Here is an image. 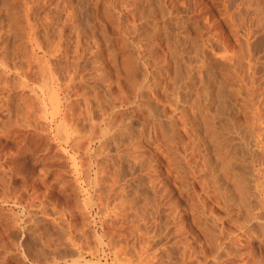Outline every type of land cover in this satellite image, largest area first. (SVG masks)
<instances>
[{"label": "rangeland", "instance_id": "rangeland-1", "mask_svg": "<svg viewBox=\"0 0 264 264\" xmlns=\"http://www.w3.org/2000/svg\"><path fill=\"white\" fill-rule=\"evenodd\" d=\"M263 34L254 0H0V264H264Z\"/></svg>", "mask_w": 264, "mask_h": 264}, {"label": "bare ground", "instance_id": "bare-ground-1", "mask_svg": "<svg viewBox=\"0 0 264 264\" xmlns=\"http://www.w3.org/2000/svg\"><path fill=\"white\" fill-rule=\"evenodd\" d=\"M184 1V0H183ZM255 2H256V12H257V14H258V19L260 20V22H261V25H262V28H263V31H264V0H254ZM69 5V4H68ZM72 8V7H71ZM179 14V13H178ZM248 14V13H247ZM56 15V14H55ZM182 19V18H181ZM255 23V22H254ZM257 23V22H256ZM167 24V23H166ZM168 25V24H167ZM241 25V24H240ZM64 26V25H63ZM168 27V26H167ZM261 27V26H260ZM28 28V27H27ZM168 28H170V27H168ZM167 28V29H168ZM181 28V27H180ZM62 29V28H61ZM49 30V29H48ZM59 31V33H60V30H58ZM47 32V31H46ZM54 33V32H53ZM251 33V32H250ZM250 33H249V31L247 32V37H249L248 35H250ZM50 34V33H49ZM60 34H62V33H60ZM70 34V33H69ZM237 34V33H236ZM245 34V33H244ZM252 34V33H251ZM52 35V34H51ZM59 35V34H58ZM253 35V34H252ZM251 35V36H252ZM264 35V34H263ZM262 35V36H263ZM34 36V35H33ZM236 36V35H235ZM56 37H58V36H56ZM76 37H77V35H76ZM233 37V36H232ZM69 38V37H68ZM249 39H250V37H249ZM182 39H180V41H181ZM179 41V40H178ZM179 41V42H180ZM248 41V40H247ZM256 41V40H255ZM188 42V41H187ZM183 43V42H182ZM251 44V43H250ZM182 45L180 44V47H181ZM184 46V45H183ZM73 48V47H72ZM245 49V48H244ZM252 48H251V45H249V44H247V46H246V49H245V51H247V52H249L250 50H251ZM74 50V49H73ZM72 50V51H73ZM242 50V49H241ZM259 52V51H258ZM68 52H66L65 51V55L67 56L68 54H67ZM73 53H77V51H74ZM256 53V52H255ZM78 54V53H77ZM181 55H182V51H181ZM51 56V55H50ZM130 56V55H129ZM130 57H132V58H130L132 61L131 62H133L134 63V61H135V59L133 58V56L131 55ZM92 58V57H91ZM68 59V58H67ZM125 59H127V56H126V58ZM123 60V61H125L126 62V60ZM134 59V60H133ZM188 59V58H187ZM184 60V59H183ZM175 61V60H174ZM130 62V63H131ZM186 62V61H185ZM255 62V61H254ZM94 63V62H93ZM73 64V63H72ZM76 64V63H75ZM96 64V63H95ZM127 64V63H126ZM126 64H124V65H126ZM137 64V63H136ZM141 65V64H140ZM143 66H145L144 64H142ZM69 66H72V65H69ZM117 66V65H116ZM85 67H86V65H85ZM126 67V66H125ZM129 67V68H128ZM136 67H138V66H136ZM135 67V65H130V66H128L127 65V77L125 78V81L127 82V83H133L134 81H136V82H134V83H137V85H140V86H142V84L144 83L143 82V80L142 79H146L147 77H145V76H142L141 75V70L142 69H140V71H139V73H136V72H138L137 70L139 69V68H136ZM252 67H254V66H252ZM87 68V67H86ZM141 68V67H140ZM179 68H181V67H179ZM96 70L95 69V67L94 68H89V70ZM121 69V68H120ZM119 69V70H120ZM122 69H124V67H122ZM121 69V70H122ZM175 70V69H174ZM184 70V69H183ZM186 70V69H185ZM254 70V69H253ZM70 71V70H69ZM125 71V70H124ZM136 71V72H135ZM176 71V70H175ZM252 71V70H251ZM126 72V71H125ZM184 72V71H183ZM181 73V72H180ZM188 73H190V72H188ZM124 74V73H123ZM126 74V73H125ZM253 74V73H252ZM188 75V74H187ZM100 76V75H99ZM213 76V75H212ZM140 77V78H139ZM141 77H142V79H141ZM184 77V76H183ZM80 78V77H79ZM85 78V77H84ZM185 78V77H184ZM189 78V77H188ZM88 78L86 77V81L83 79V80H79V82L77 83V85L78 86H84V84L85 83H88L87 80ZM90 80H92V84H91V86L90 87H88V88H92L91 90H92V92H93V94L91 95H89V92H88V90H87V93H82L83 95H81L80 97H82V99L80 100V102H81V104L83 105V106H85V115L87 116V121H91V120H93L92 118H93V111L94 110H96L97 112H99V113H101L100 115V119H101V123L103 124V126H105V128L107 127V124H108V126L111 124L110 122H112L113 123V119L114 118H116L117 119V112H115L114 111V99H113V93L111 92V88L110 89H105V90H101V86H102V84L104 83V81L103 80H100L99 81V79H100V77H97L96 75L95 76H92L91 78H89ZM137 79L138 80H140L139 82H137ZM176 80H178V79H176ZM193 81V80H192ZM210 81V80H209ZM71 82V81H70ZM125 83V82H124ZM133 83V84H134ZM146 83V82H145ZM179 83V82H178ZM111 84V83H110ZM109 84V85H110ZM176 84V83H175ZM108 85V86H109ZM252 85V83L250 84V86ZM262 85V84H261ZM85 88V86L83 87V89ZM109 88V87H108ZM122 88H126V85H124L123 84V86H122ZM179 87H177L176 89H178ZM251 88V87H250ZM86 89V88H85ZM133 89V88H132ZM135 89V88H134ZM184 89V88H183ZM254 89V88H253ZM263 89V88H262ZM91 90H89V91H91ZM191 90V89H190ZM127 91V90H126ZM218 91V90H217ZM249 91V90H248ZM253 91V90H252ZM262 91V90H261ZM51 92V91H50ZM55 92V91H54ZM91 92V93H92ZM180 92H182V91H180ZM249 92H251V91H249ZM53 93V92H52ZM132 94H127L126 96H125V99H124V101H126V99L128 100V101H132V103L133 104H138L137 103V101L138 100H136L137 98L139 99V97H138V93H137V91H133V92H131ZM255 93V92H254ZM70 94H72V93H70ZM217 94V93H216ZM220 95H222L221 93H219ZM264 94V93H263ZM50 95V94H49ZM76 95V94H75ZM79 95V94H78ZM180 95H182V93L180 94ZM261 95V94H260ZM52 96V95H51ZM185 96V95H184ZM219 97V96H218ZM253 97H254V95H253ZM263 97V96H262ZM181 98V97H180ZM184 97H182L181 98V101H182V99H183ZM221 98H222V96H221ZM255 98H253V100H254ZM263 99V98H262ZM251 100V99H250ZM256 101H257V99H256ZM214 102V101H213ZM258 102V101H257ZM261 102V101H260ZM76 103V102H75ZM122 103H124V102H122ZM221 103H223V102H221ZM252 103V102H251ZM77 104H78V102H77ZM143 104V103H142ZM150 104V103H149ZM219 104V103H218ZM146 106H147V104H145ZM144 105V106H145ZM151 105V104H150ZM217 105V104H216ZM224 105V104H223ZM222 105V106H223ZM141 106H143V105H141ZM219 106H221V105H219ZM226 105H224V107H225ZM109 109H108V108ZM58 108V107H57ZM216 108V107H215ZM256 108H258V106L256 107ZM109 110V111H108ZM154 110V109H153ZM153 110H152V113H154L153 112ZM224 110V109H223ZM258 110H259V108H258ZM70 111H72V109L70 110ZM148 111V110H147ZM149 111H151L150 109H149ZM255 111V110H254ZM260 111V110H259ZM156 112V111H155ZM226 112V111H225ZM72 113V112H71ZM141 113V112H140ZM222 113V112H221ZM155 114V113H154ZM157 114V113H156ZM80 115V114H79ZM78 115V116H79ZM82 115H84L83 113H82ZM116 115V116H115ZM150 115V114H149ZM158 115V114H157ZM221 115H223V114H221ZM71 116V115H70ZM121 116V115H120ZM151 116V115H150ZM153 116H155V115H153ZM255 116V115H254ZM258 116V115H257ZM80 117H81V115H80ZM114 117V118H113ZM125 119V118H124ZM145 119H147V116H146V118ZM106 121H107V123H106ZM115 122V121H114ZM121 122V121H120ZM119 122V124H117V122H116V124H114L113 123V125H111V127H113V126H116V127H118V128H121V127H123V124H124V122L122 123H120ZM83 123V122H82ZM89 123V122H88ZM91 123V122H90ZM97 123V122H96ZM97 126L99 127V123L97 124ZM95 127V126H94ZM101 128V127H100ZM126 128H127V126H126ZM96 129V128H95ZM112 130V129H111ZM118 130V129H117ZM129 130V129H128ZM88 131V130H87ZM102 132V136H104V134L105 133H108L107 131V129H103V130H101ZM120 131V130H119ZM111 132V131H110ZM112 133V132H111ZM97 134V133H96ZM110 134V133H109ZM116 134V133H115ZM120 134V133H119ZM118 134V135H119ZM108 135V134H107ZM101 136V137H102ZM122 136H123V134H122ZM119 137H120V135H119ZM103 138V137H102ZM120 138H122V137H120ZM111 139V138H110ZM101 140V139H100ZM118 140H119V138H118ZM121 140V139H120ZM125 140H126V138H125ZM128 140V139H127ZM105 141V140H104ZM111 141V140H110ZM114 141V140H113ZM118 142V141H117ZM123 142V141H122ZM128 142V141H127ZM125 143V142H124ZM260 143V142H259ZM123 144V143H122ZM261 144V143H260ZM118 145V144H117ZM129 145V144H128ZM262 145H264V144H262ZM118 158V157H117ZM121 158V157H120ZM124 159H125V157H124ZM261 160V159H260ZM258 160H256V162H257ZM257 164V163H256ZM260 164H263L262 162H260ZM259 164V165H260ZM258 165V166H259ZM263 167V166H262ZM262 172V171H261ZM263 173H264V170H263ZM239 174V173H238ZM256 174H258V173H256ZM260 174V173H259ZM233 177V176H232ZM258 178V177H257ZM1 180V179H0ZM255 181V180H254ZM239 182V181H238ZM259 183V182H258ZM238 189V188H237ZM246 194V193H245Z\"/></svg>", "mask_w": 264, "mask_h": 264}]
</instances>
